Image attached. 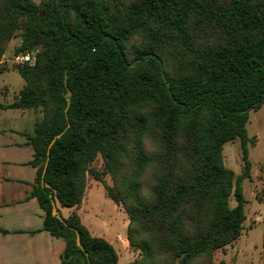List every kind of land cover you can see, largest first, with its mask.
Instances as JSON below:
<instances>
[{
    "label": "trees",
    "instance_id": "1",
    "mask_svg": "<svg viewBox=\"0 0 264 264\" xmlns=\"http://www.w3.org/2000/svg\"><path fill=\"white\" fill-rule=\"evenodd\" d=\"M19 28L15 52L40 49L33 65L16 66L24 85L0 107L42 113L27 135L36 168L27 196L44 212L41 229L63 239L61 264L117 263L109 241L56 206L78 207L86 173L102 181L91 167L98 154L113 181L105 193L123 206L140 252L132 264H212L245 219L246 122L264 102V0H0V57ZM235 138L234 178L222 147Z\"/></svg>",
    "mask_w": 264,
    "mask_h": 264
},
{
    "label": "rangeland",
    "instance_id": "2",
    "mask_svg": "<svg viewBox=\"0 0 264 264\" xmlns=\"http://www.w3.org/2000/svg\"><path fill=\"white\" fill-rule=\"evenodd\" d=\"M20 31L16 29L10 37L0 63L4 70L0 78L15 89L24 82L16 71L15 49L20 44ZM40 47L33 49L34 53ZM12 90L7 96L0 95V102L11 98ZM7 98V99H5ZM40 109V108H36ZM248 137L254 139V145L248 143V159L251 163L250 178H243L242 191L246 200L245 219L239 237L233 242L213 250L212 264H264V102L257 110H249L246 122ZM222 161L226 168L232 170L234 178L243 168L242 149L238 138L225 142L222 147ZM91 167L98 170L102 181L85 174V191L78 207H60L63 217L76 211L88 231L93 236L108 238L119 254L116 264H132L139 255V250L131 248L126 233L128 218L123 206L114 203L105 193L104 185L113 186L111 175L105 170L103 160L98 154ZM233 194L229 197V206L235 205Z\"/></svg>",
    "mask_w": 264,
    "mask_h": 264
},
{
    "label": "crops",
    "instance_id": "3",
    "mask_svg": "<svg viewBox=\"0 0 264 264\" xmlns=\"http://www.w3.org/2000/svg\"><path fill=\"white\" fill-rule=\"evenodd\" d=\"M23 85L13 89L0 78V95L12 90L0 104L12 103ZM41 117L40 109L0 107V230H6L0 231V264H61L64 241L41 229L44 212L35 197L27 196L36 176L27 135Z\"/></svg>",
    "mask_w": 264,
    "mask_h": 264
},
{
    "label": "built area",
    "instance_id": "4",
    "mask_svg": "<svg viewBox=\"0 0 264 264\" xmlns=\"http://www.w3.org/2000/svg\"><path fill=\"white\" fill-rule=\"evenodd\" d=\"M35 54L33 51L19 52L15 55L16 63L31 66L35 62Z\"/></svg>",
    "mask_w": 264,
    "mask_h": 264
},
{
    "label": "water",
    "instance_id": "5",
    "mask_svg": "<svg viewBox=\"0 0 264 264\" xmlns=\"http://www.w3.org/2000/svg\"><path fill=\"white\" fill-rule=\"evenodd\" d=\"M134 62H136V61H133L131 64H134ZM159 64H160V68H161V76H162V79L165 81V76H164V73H163V71H162V66H161L160 61H159ZM65 82H66V80L64 79V83H65ZM166 85L168 86V83H167V82H166ZM69 95H70V91L67 90V92H66L67 102L69 101V98H68ZM53 140H54V138L51 140L50 144L53 142ZM50 144H49V145H50ZM51 213H52L53 215L59 216L55 204H52ZM76 243H77L78 245H80V241H79V237H78V236H76Z\"/></svg>",
    "mask_w": 264,
    "mask_h": 264
}]
</instances>
